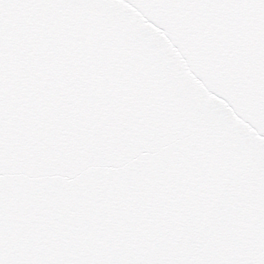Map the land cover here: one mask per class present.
<instances>
[{"label": "snow or ice", "instance_id": "6c2138e0", "mask_svg": "<svg viewBox=\"0 0 264 264\" xmlns=\"http://www.w3.org/2000/svg\"><path fill=\"white\" fill-rule=\"evenodd\" d=\"M0 264H264V0H0Z\"/></svg>", "mask_w": 264, "mask_h": 264}]
</instances>
